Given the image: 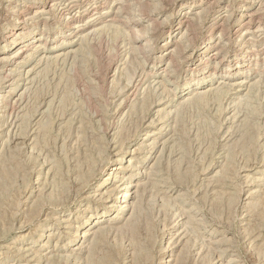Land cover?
I'll list each match as a JSON object with an SVG mask.
<instances>
[{
    "label": "rangeland",
    "instance_id": "rangeland-1",
    "mask_svg": "<svg viewBox=\"0 0 264 264\" xmlns=\"http://www.w3.org/2000/svg\"><path fill=\"white\" fill-rule=\"evenodd\" d=\"M0 57V264H264V0H0Z\"/></svg>",
    "mask_w": 264,
    "mask_h": 264
},
{
    "label": "bare ground",
    "instance_id": "bare-ground-1",
    "mask_svg": "<svg viewBox=\"0 0 264 264\" xmlns=\"http://www.w3.org/2000/svg\"><path fill=\"white\" fill-rule=\"evenodd\" d=\"M128 1V0H127ZM54 2V1H53ZM134 2V1H133ZM135 2H137V0H135ZM139 3V2H138ZM185 2H182L180 5L181 6H183V4H184ZM52 4V3H51ZM123 4V3H122ZM122 4H121V7H122ZM136 4V3H135ZM129 5H131V3L129 2ZM132 5H134V3L132 4ZM136 5H138V4H136ZM55 6V5H54ZM43 8H41L40 10H38L36 13L37 14H40V13H43L44 12V7L45 6H42ZM49 7V6H48ZM51 7V6H50ZM217 9H219V8H221V5H217ZM115 8V7H114ZM118 8H119V6H118ZM117 8V9H118ZM123 8V7H122ZM37 9V8H36ZM94 9H96V12H95V17H94V19L93 20H95V22H97L98 20H100L101 18H102V16L105 14V13H107V12H111V9L109 8V10L108 11H98V8L97 7H95ZM126 9V11L129 9V6L127 7V8H125ZM35 10V9H34ZM130 10H132V9H130ZM129 10V11H130ZM190 10V9H189ZM189 10H186L185 12H180L179 13V16H178V21H177V28L178 27H181V26H184V29L185 30H183L184 32H182V33H180V36H179V38L181 39V43L184 45L183 46V48L182 49H178V47L180 48V44L178 43V41H176V42H174V45L173 46H171V47H168V49L165 51V54L166 55H168V57H169V60H168V62H167V64H166V68L165 69H169V68H171V67H173V65H174V62L176 61V60H174V58L175 57H177V56H179L180 57V55H181V57H184L185 59H188L189 58V56L190 55H192V53H189V51L190 50H192V46L190 47L186 42H187V39H185L186 38V29H188L189 28V23H190V20H192L195 16L194 15H196L197 13L195 12V11H189ZM200 10H202V9H200ZM118 11H120V8L118 9ZM122 11V10H121ZM125 11V10H124ZM125 11V12H126ZM198 12H199V10H198ZM93 13V12H92ZM120 12H118L117 13V15L119 14ZM175 13H178V11H176ZM241 16H243L244 18H243V20H241L240 22H239V24H238V28H237V32H240V33H243V34H245V36H246V34L247 33H249V25L251 24V21H252V18H253V13L251 14V12L247 9V8H244V9H242L241 10ZM124 14V13H123ZM201 14V13H200ZM115 15V14H114ZM116 15V16H117ZM131 15V14H130ZM94 16V15H93ZM129 16V15H128ZM198 16H199V14H198ZM198 16H196L197 17V19H198ZM41 17V16H40ZM110 17V16H109ZM119 17V16H118ZM44 18V17H43ZM116 18V17H115ZM115 18L113 17V21L115 20ZM126 17H124V19H125ZM26 19V18H25ZM91 19V18H90ZM118 19V18H117ZM126 19H128V18H126ZM131 19V18H130ZM129 19V20H130ZM37 20V19H36ZM44 20V19H43ZM92 20V21H93ZM108 20H111V19H108ZM107 20V21H108ZM144 20V19H143ZM223 20H224V16H222V15H220L219 13H217V12H215V16H214V19H213V23H212V25H211V29H214V28H216V27H218V26H220V24L223 22ZM90 21V20H89ZM112 21V20H111ZM222 21V22H221ZM124 22V21H123ZM127 24V23H126ZM128 25V24H127ZM222 25V24H221ZM85 26V25H84ZM132 26V25H131ZM143 26V25H142ZM194 26V25H193ZM129 27V26H128ZM191 27V26H190ZM141 28V27H140ZM249 29V30H248ZM148 30H149V28H148ZM251 31V30H250ZM142 32V31H141ZM144 32V31H143ZM190 32V31H189ZM84 33V32H83ZM83 33H80V34H83ZM145 33H147V32H145ZM148 33H149V31H148ZM147 33V34H148ZM150 34H152V33H150ZM149 34V35H150ZM154 34V33H153ZM187 34H188V32H187ZM85 35L86 34H84V37H85ZM191 35V34H190ZM138 36V35H137ZM151 36V35H150ZM240 36V35H239ZM238 36V37H239ZM189 37V36H188ZM241 37V36H240ZM137 38V37H136ZM178 38V39H179ZM134 39V38H133ZM140 39V38H139ZM150 39V38H149ZM185 39V40H184ZM146 40H148V39H146ZM146 40L144 41V43L142 44H139V46H138V49H141V50H144V51H146L145 49H146V46L149 44V43H146ZM152 40H154V39H152ZM150 41H151V39H150ZM252 41V40H251ZM220 42H221V37L218 35V41L216 42V44L214 45V46H216V49L214 50V51H212L211 52V57H213V56H215L216 54H218L219 52H220V50H222V49H220V47H221V45H220ZM249 41H248V39H247V42L246 43H248ZM248 45V44H247ZM35 46V45H34ZM39 46V45H38ZM38 46H35V47H37V48H39ZM41 46V45H40ZM137 46V45H136ZM135 46V47H136ZM148 46H151V44H149ZM147 46V48H149ZM41 47H43V46H41ZM132 47V46H131ZM133 48H134V46H133ZM132 48V49H133ZM8 46H6V48L4 49V52H6V51H8ZM31 48H27V47H25V46H22V47H20V48H18L13 54H11V56H10V58H12V59H19V58H22L23 59V57H22V55L25 53V55L27 54L26 52H29V51H31L30 50ZM42 49V48H41ZM6 50V51H5ZM35 50V49H34ZM68 50V49H67ZM136 50H137V48H136ZM148 50V49H147ZM252 50H257L258 51V49H256V48H252L251 49V51ZM251 51H249V52H251ZM260 51V50H259ZM33 52V51H32ZM65 52H67L68 53V51H65ZM63 53L62 52V54L61 55H66V53ZM70 53V52H69ZM189 53V54H188ZM29 54H32L31 52H29L27 55H29ZM56 54V53H55ZM259 54V53H258ZM34 55H35V53H34ZM57 55V54H56ZM1 56H2V54H1ZM4 56V55H3ZM33 56V55H32ZM60 56V55H59ZM4 57H6V56H4ZM30 57V56H29ZM58 57V56H57ZM180 57V58H181ZM0 59H1V57H0ZM8 58H6V60H7ZM26 59V58H25ZM177 59H178V57H177ZM4 60V59H3ZM28 60V59H27ZM222 60H223V58L222 59H220L216 64H215V66H217V65H219V64H221V62H222ZM16 62V61H15ZM17 62H19V61H17ZM24 62V61H23ZM16 64H18V63H15V65ZM3 67V66H2ZM164 69V68H163ZM173 70V69H172ZM170 71V70H169ZM28 72H29V70H28ZM166 73V72H165ZM168 75V74H167ZM170 75V74H169ZM10 77V76H9ZM7 78V77H6ZM16 81V80H15ZM175 82L176 81H171V84H175ZM18 83V82H17ZM223 83V82H222ZM8 84V83H7ZM5 85V84H4ZM11 85H13L12 87H10L11 89H10V91H8V93H9V97L12 95V94H14V95H16L15 97H14V95H12L13 97H14V99H12L15 103L16 102H18V101H20V96L21 95H19V93L17 94V93H15L14 92V90L17 88V85L16 84H11ZM19 92V91H18ZM131 93V92H130ZM133 93V92H132ZM203 92L201 91V92H196L195 94H193V96H201V94H202ZM11 96V97H12ZM5 97V96H4ZM197 98H199V97H197ZM1 99H3V95L2 96H0V109H2V107H1V103H2V101H1ZM8 100V99H7ZM8 102V101H7ZM7 104V103H6ZM160 104V103H159ZM3 105V104H2ZM7 106V105H6ZM3 110V109H2ZM2 114H4V113H2ZM2 117H4V116H2ZM2 123V122H1ZM3 124V123H2ZM1 125V124H0ZM2 127V126H1ZM162 133V132H161ZM147 136V135H146ZM154 141H155V139H154ZM152 143H153V141H152ZM90 161V160H89ZM115 162H118L119 164L120 163H122L123 161H124V159L123 158H117V159H115L114 160ZM113 161V162H114ZM130 161V160H129ZM91 162V161H90ZM131 162V161H130ZM118 166H120V165H118ZM117 166V168H115V169H121L122 167V165L120 166V167H118ZM124 166V165H123ZM127 166V165H126ZM129 166V165H128ZM136 166V165H135ZM116 167V166H115ZM132 167V166H131ZM131 167H130V169H131ZM134 167V166H133ZM132 167V168H133ZM125 168V167H124ZM136 168V167H135ZM128 169V168H127ZM104 171H105V169H103ZM102 170V171H103ZM122 170V169H121ZM91 171V170H90ZM3 173V172H2ZM90 173V172H89ZM5 175H6V172L4 173ZM9 174V173H8ZM7 174V175H8ZM82 174V173H81ZM151 174V173H150ZM157 174V173H156ZM81 176V175H80ZM120 176V175H119ZM8 177V176H7ZM117 176H116V173H112V172H110V171H107V174L104 176V178L101 180V182H99L98 183V185H97V187L98 188H96V190L95 191H98V192H94V195H96V196H99L100 198L103 196V194L106 192V189H105V187L107 188V186L108 185H110V183H112V182H115L116 181V178ZM121 178H122V176H121ZM123 178H124V176H123ZM120 182V181H119ZM133 181H127V182H122V183H125L123 186H121V185H118V186H116V184H115V188L114 189H112L111 191L109 190V193L107 192L106 194H108V196H107V200L108 199H110V198H112L113 196H115V194L116 193H121V195L119 196V197H117L116 199H114L113 201H111L110 203H108V205H107V208L108 209H112V210H114L115 209V212H117V213H119L121 216H125V214H130L129 212H131L132 210H134V209H137V207L138 206H135L136 208H134V209H132L133 207H132V204L134 205V203L137 201V203L139 204V202H138V199H136V197L138 198V196H136V191L138 192L139 191V189H138V182L137 183H132ZM141 184H143V183H141ZM140 183H139V188H140V185H141ZM113 185H114V183H113ZM113 185H111V186H113ZM105 189L104 191H101L102 189ZM113 188V187H112ZM111 189V188H110ZM249 190V189H248ZM141 192V191H140ZM139 192V193H140ZM250 193V192H249ZM105 194V195H106ZM251 195V194H250ZM120 198H122V201L121 202H123V204H118L117 203V200L118 199H120ZM106 200V201H107ZM132 200H136V201H134V203H132L133 201ZM139 201H140V197H139ZM137 203H135V205H137ZM139 206H140V204H139ZM137 211V210H136ZM108 213V211H105L104 213H103V215H105V214H107ZM134 213V212H133ZM137 213V212H136ZM136 215V214H135ZM131 216V215H130ZM134 216V215H133ZM133 216H131V218L133 217ZM129 217V216H128ZM135 217V216H134ZM118 219H120L119 217H118V215H114L113 216V218H112V221L113 222H117L118 221ZM102 221V219H100V220H96V221H93V222H90L89 224H91L92 226H90V228L89 229H91V231H92V228H94V226L96 227V225L99 223V222H101ZM134 220H132V222H133ZM193 222V221H192ZM134 223V222H133ZM132 223V224H133ZM96 224V225H95ZM98 226V225H97ZM131 227H132V225H131ZM133 229H135V228H133ZM90 231V233H89V231L87 232V233H89L90 234V236H91V234H94V236H93V241L98 237V235H100L101 233V229H99L98 230V228H96L95 230H93L92 232ZM179 233V232H178ZM85 234L86 233H82L80 236L82 237V236H85ZM180 234V233H179ZM182 234V233H181ZM181 234H180V236H181ZM179 236V235H178ZM92 237V236H91ZM176 237V236H175ZM176 238H178V237H176ZM179 239V238H178ZM182 239V238H181ZM80 241V240H79ZM79 241H78V243H79ZM176 241V240H175ZM178 241V240H177ZM172 242H173V240H172ZM77 243V244H78ZM92 244V243H91ZM94 244V243H93ZM177 244H179V243H177ZM95 245V244H94ZM94 245H92V246H94ZM81 246V245H80ZM78 248V247H77ZM173 248V247H172ZM80 249V248H79ZM91 248H89V250H90ZM173 250V249H172ZM77 251V250H76ZM82 252V251H81ZM179 252H180V250H179ZM79 253H80V251H79ZM90 254H92V252L90 253ZM175 255H177V254H175ZM179 255V254H178ZM181 256V255H180ZM175 257H177V256H175ZM180 258L181 259H183V257H178V260L177 261H175L176 263L175 264H180V263H183V262H180L179 263V261H181L180 260ZM135 263H136V261H135Z\"/></svg>",
    "mask_w": 264,
    "mask_h": 264
}]
</instances>
